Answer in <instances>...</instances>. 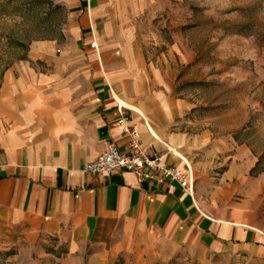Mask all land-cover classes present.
Wrapping results in <instances>:
<instances>
[{
  "label": "crops",
  "instance_id": "obj_1",
  "mask_svg": "<svg viewBox=\"0 0 264 264\" xmlns=\"http://www.w3.org/2000/svg\"><path fill=\"white\" fill-rule=\"evenodd\" d=\"M55 3L66 11L55 34L33 39L0 79V264H262L252 151L194 127L134 7ZM135 139L169 166L186 159L193 193L85 171L109 142L132 152Z\"/></svg>",
  "mask_w": 264,
  "mask_h": 264
},
{
  "label": "rangeland",
  "instance_id": "obj_2",
  "mask_svg": "<svg viewBox=\"0 0 264 264\" xmlns=\"http://www.w3.org/2000/svg\"><path fill=\"white\" fill-rule=\"evenodd\" d=\"M122 2L134 7L146 48L191 105L194 127L224 140L233 133L254 154L248 200L264 232V0ZM56 6L55 0H0V79L33 39L55 34L66 15Z\"/></svg>",
  "mask_w": 264,
  "mask_h": 264
},
{
  "label": "built area",
  "instance_id": "obj_3",
  "mask_svg": "<svg viewBox=\"0 0 264 264\" xmlns=\"http://www.w3.org/2000/svg\"><path fill=\"white\" fill-rule=\"evenodd\" d=\"M94 44L96 43L94 42ZM118 108L122 114L119 123L123 126L124 131L137 136L136 127L129 126L128 119L124 116L123 105L119 104ZM134 148L135 151L128 152L109 142L105 150L96 159L85 165V171L91 173L130 171L137 176L140 183L147 181L162 182L164 179H169L177 181L182 188L193 193L194 172L191 164L186 159H184L185 166L178 168L167 165L163 160L164 155H149L146 153L141 149L137 139H135Z\"/></svg>",
  "mask_w": 264,
  "mask_h": 264
},
{
  "label": "bare ground",
  "instance_id": "obj_4",
  "mask_svg": "<svg viewBox=\"0 0 264 264\" xmlns=\"http://www.w3.org/2000/svg\"><path fill=\"white\" fill-rule=\"evenodd\" d=\"M178 154V153H177Z\"/></svg>",
  "mask_w": 264,
  "mask_h": 264
},
{
  "label": "trees",
  "instance_id": "obj_5",
  "mask_svg": "<svg viewBox=\"0 0 264 264\" xmlns=\"http://www.w3.org/2000/svg\"><path fill=\"white\" fill-rule=\"evenodd\" d=\"M7 68V67H6Z\"/></svg>",
  "mask_w": 264,
  "mask_h": 264
}]
</instances>
